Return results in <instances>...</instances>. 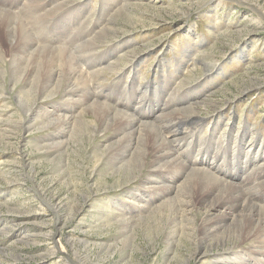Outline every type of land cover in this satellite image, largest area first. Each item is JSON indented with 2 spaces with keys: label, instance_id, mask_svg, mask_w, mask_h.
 Returning a JSON list of instances; mask_svg holds the SVG:
<instances>
[{
  "label": "rangeland",
  "instance_id": "374dc122",
  "mask_svg": "<svg viewBox=\"0 0 264 264\" xmlns=\"http://www.w3.org/2000/svg\"><path fill=\"white\" fill-rule=\"evenodd\" d=\"M125 4L101 43L97 35ZM0 11L27 27L36 47L74 56L80 86L45 103L57 114L76 117L91 98L154 121L183 168L154 170L155 180L199 168L264 208V0H0ZM9 80L0 76L3 123L17 108L3 93ZM200 101L199 114H187ZM21 120L0 134V264H241L239 255L264 264L263 240L238 248L224 231L203 240L206 208L164 209L166 180L151 188L146 174L101 166L109 145L90 151L78 126L65 152L45 157L30 143L47 133L25 132ZM92 205L135 224L104 226ZM200 244L205 253L194 258Z\"/></svg>",
  "mask_w": 264,
  "mask_h": 264
},
{
  "label": "bare ground",
  "instance_id": "6f19581e",
  "mask_svg": "<svg viewBox=\"0 0 264 264\" xmlns=\"http://www.w3.org/2000/svg\"><path fill=\"white\" fill-rule=\"evenodd\" d=\"M128 6L129 4H125L117 11L118 13L116 12L117 14L112 15L96 39L101 43L111 41V29L115 24V19ZM60 8L61 6L58 9L60 10ZM16 21L12 16L0 11V76L4 79L10 78V88L8 90L4 88L3 93L7 94H5L6 97L9 96L14 100L16 103L14 106L17 107L6 123L0 122L7 128L0 129V134L13 130L14 125L10 124L14 118L21 116V128L23 127L25 132L47 133L46 140L41 139L38 143L35 141L30 143L39 153L42 152L47 157L65 152L70 142L77 139L73 130L78 126L79 136L84 141L90 142V151L97 153L103 145H109L106 156L101 158V166H110L114 172L133 169L141 172L142 175L146 174V178L152 177L149 179V184L154 185L151 188L161 185V182L166 180L162 177L155 180L151 174L152 171L175 170L178 173L183 169L179 167L180 160L174 155L167 137L158 130L154 121H140L132 114L114 109L108 104L91 98L81 102L84 109L78 110L76 117H72L73 114H57L47 106L48 104L45 105L46 102L61 93L67 96L70 90L80 86L77 82L82 78L77 73L76 61L71 52L45 46L36 47L29 32L26 31L27 27L25 28L23 24ZM14 40H16L15 45H13ZM123 43L127 45L126 47L131 45L127 40ZM128 55L129 52L124 56ZM134 57L132 56V58ZM208 65H205L206 71H209ZM109 68L114 71V63ZM32 101L33 103H31ZM204 104V101L194 102L192 107H187V114L188 112L197 114L201 111L198 107ZM61 135H66V137L62 139ZM235 140L239 142L237 136ZM64 162L63 158L61 163L56 164L57 171L61 170ZM98 167L99 165L95 167L94 171H97ZM189 170L185 179L177 181L176 178L171 177L166 180V185L160 186V189L166 191L168 195L166 201L164 199V202L161 203L164 209L170 210L177 216L187 210L206 208L205 217L200 224V231L204 235L203 240L224 231L228 237H234L239 242L235 245L238 248L246 243L257 245L262 240L264 242L263 206H257L246 199L238 189L239 184L237 186L236 183L224 182L215 177L212 172L199 168ZM168 173L170 172L165 174ZM173 179L176 181L172 182ZM173 183L176 185H172ZM94 206L92 205V208H96L101 214L99 217L105 219L99 221L104 226L117 222L118 229L130 230L135 224V222L129 223L123 215L119 214V216L118 213L112 212L104 213L102 207ZM114 206L116 209L117 206L115 204ZM121 207L123 210L124 206L121 205ZM150 208L151 206L146 207L144 204L146 212ZM216 212L221 216L210 219L209 216ZM204 253L203 244H200L194 258H199ZM238 257L234 260L241 264H247L248 259H242L241 255Z\"/></svg>",
  "mask_w": 264,
  "mask_h": 264
}]
</instances>
